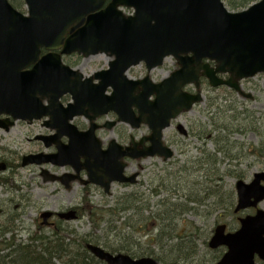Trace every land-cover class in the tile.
<instances>
[{"label": "water", "instance_id": "95a60500", "mask_svg": "<svg viewBox=\"0 0 264 264\" xmlns=\"http://www.w3.org/2000/svg\"><path fill=\"white\" fill-rule=\"evenodd\" d=\"M24 2L28 15L0 0V114L28 122L50 115V126L65 133L68 142L57 145L52 154L24 155L21 165L70 166L73 173L61 176L41 172L44 181L57 180L65 189L78 181L108 193L113 181L135 183L136 173L123 175L120 158L156 155L166 160L172 155L162 142V130L171 119L202 100L200 76L212 87L225 85L239 96L251 98L242 91L239 80L264 73V0L240 11L228 10L221 0H109L104 7L105 0ZM119 6L131 7L133 13L125 15ZM63 40L61 53H104L112 57L108 68L83 78L79 70L61 62L60 53H47L35 62L39 46L54 49ZM166 56H172L178 68L158 83L148 76L132 80L125 75L131 65L144 62L149 71L161 65ZM29 64L33 66L24 70ZM218 74H227V78ZM93 78L100 79L99 85L87 84ZM185 84H194L195 92L183 90ZM107 86L111 87L109 94L105 93ZM63 94H69L71 102L61 108L58 99ZM109 111L132 127L146 124L150 145L136 156L130 155L129 148L122 152L113 149L114 140L102 149L94 134V119ZM79 115L88 118L86 131L77 130L70 122ZM12 124L0 120V128L5 130ZM4 169L5 163L0 162V171ZM81 170H85L86 179L80 178ZM235 190L233 211L254 208L255 212L238 217L239 226L234 231L226 232L223 223L213 228L208 247H225L213 264L264 261V210L258 207L264 200V170L254 173L249 182L238 180ZM50 215V211L40 213L42 224ZM57 216L76 218L74 209ZM85 247L106 264H158L150 256L113 254L92 243Z\"/></svg>", "mask_w": 264, "mask_h": 264}, {"label": "rangeland", "instance_id": "374dc122", "mask_svg": "<svg viewBox=\"0 0 264 264\" xmlns=\"http://www.w3.org/2000/svg\"><path fill=\"white\" fill-rule=\"evenodd\" d=\"M222 2L230 11L245 8H233L228 0ZM21 10L26 12L24 5ZM81 60L70 58L65 63L75 67ZM107 61L102 54L89 57L84 60L80 72L90 75ZM173 64L174 59L168 58L149 77L154 79L153 82L158 81ZM136 74L144 75L145 70L136 67L130 75ZM240 86L252 97L242 98L225 86L210 87L202 79L203 100L190 111L181 113L164 131L165 139L172 138L173 156L166 161L154 156L130 163L128 171L140 169L138 165L142 167L137 183H113L109 194L93 185L83 187L75 182L66 190L58 182L42 181L41 169L61 175L72 172L69 166L20 164L22 155L40 148L32 139L33 134L43 129L39 122L32 125L17 123L8 132H0V161L8 162V167L0 172V234L1 228H10L16 242H28V236L33 232L50 234L49 226L40 225L42 211L83 207L87 215L83 212L76 219L59 223L58 229L65 241L92 233L100 237L102 246L108 222L122 232L108 234L106 243L121 244L130 256L160 258L159 264H212L224 250V247L210 249L207 246L213 228L223 223L227 231H234L239 225L237 216L254 213L253 208L233 212L236 181L249 182L254 173L264 170V73L241 80ZM190 88L193 90V86ZM64 101L70 102V96H65ZM110 116L107 114L102 118ZM76 119L72 121L76 120L75 124L87 123L84 117ZM175 123L181 124L188 135L178 133ZM148 132L143 124L131 129V134L136 137ZM107 135V130L101 131V137ZM80 176L84 177L82 173ZM85 203L91 208H110L111 214L96 227L94 223L101 214L93 216V223ZM122 206L128 209L123 214L120 211L113 214ZM259 207L264 210V200ZM11 215L15 217L12 219ZM10 224L12 226H7ZM9 236V233L4 235L6 239ZM176 242H180V246L177 247ZM179 247L182 249L178 250ZM117 252L124 253L123 250ZM52 264H64V258H53Z\"/></svg>", "mask_w": 264, "mask_h": 264}, {"label": "flooded vegetation", "instance_id": "af4514ba", "mask_svg": "<svg viewBox=\"0 0 264 264\" xmlns=\"http://www.w3.org/2000/svg\"><path fill=\"white\" fill-rule=\"evenodd\" d=\"M8 1H9L11 6L15 10H17L18 12H20L22 14L26 13V12H23L21 10L22 7L19 8V4H17V3L14 4V2L11 1V0H8ZM107 1L108 0H106V2ZM120 9L123 10L125 12V14H130L132 12V9L128 8V7H120ZM63 44H64V41H62L61 44H59V47L54 49V50L47 49L45 46H39L38 55H37V58H36L35 62H38V60L41 58V56L49 53L50 51H53L54 53H60V59L64 63H65L66 59H70V58L82 59L80 61V63H79L80 65L78 64L77 66H75L79 71H81V67H82L81 65H83L84 60L86 61L89 57L101 55V53L93 54V55H89V56H84L83 54H80V53H77V52H73V53H70V54L61 53V50L63 48ZM102 55H104V54H102ZM105 57L108 58L107 56H105ZM167 59L168 58H165L160 66L164 65ZM107 64H108V61H107L105 66H103L101 68H98L96 71L103 70L105 67H107ZM32 66H33V64H29V66L24 68V70H28ZM136 67L145 70V74L144 75H139V74L130 75V73H133V69L136 68ZM155 68H157V67H154V68H152V69H150L148 71L145 63L144 62H139L138 64L131 65L130 67H128L127 70L125 71V74H126V76L129 79H132V80H142L146 76H148L149 80H151L153 82L154 79L152 80V78H150L149 76H150L151 72ZM176 68H177V65H176V62L174 61V64L171 66V69H169L166 72L167 74L165 76H167L172 70H174ZM95 72L91 73L90 75H93ZM85 76L86 75H84V77ZM162 77H160L158 81H154V83L160 82L164 78V77L163 78ZM224 77H225V75H224ZM202 79L206 80L203 77H201V78L199 77L200 88H201V80ZM99 83H100V79L99 78H97V79L93 78L91 80V82H89V83L87 82V84L89 86L99 85ZM190 86H192V85L191 84H185L182 88L186 92H193V90L190 88ZM140 88L141 87L139 86V89ZM105 92L106 93H110L111 92V87L107 86ZM65 96H67V94L61 95L59 97V99H58V103L60 104L61 108H64L66 106V104H67V102L64 101ZM150 99H153V96L150 97ZM42 102H43V104H47V100L46 99L42 100ZM132 109L136 113L135 108H132ZM107 114H111V116L108 117V118H102L103 116H105ZM79 117H84L87 120V123L86 124H80V123H76L75 124V121L77 120L76 118H79ZM74 119H76V120L74 122H72ZM175 119H172L170 121L169 126H167L166 128H164L162 130V142H163L164 146L168 147L172 151V155L170 156V158L174 154V148L172 146L173 142H172V138L165 139L164 131L166 129H168L171 125H173L172 121L175 120ZM0 120H6V122L9 123V122H11V117L6 115V114H0ZM50 120H51V118H50L49 114L44 115L40 119H34L31 122H26V121H23V120H14L13 124L7 130H5L4 128H0V132H8L10 130V128L13 127L17 123H25V124H28V125H32V124H35V123L39 122L40 126L43 129H42V131H38L35 134H33L32 139L34 140L36 145L39 146L40 148L38 150H34L31 153L36 154V153H41L42 151H45L44 153L52 154V153L56 152L57 145H65L68 142V137H67V135H65V133H61L60 131L58 132L55 127H51L50 126V124H51ZM48 121H49V123H46ZM70 122L79 131H86L89 128V124H90L89 121H88V118L85 117V116H74ZM94 124L96 125V129L94 131V134L100 140L102 149H106L110 145L111 141L114 140L115 143L113 144V149L117 148L118 151L122 152V151L126 150L127 148H129L130 155L136 156L138 153L142 152L143 150H145L150 145V141L147 138L149 136V134H150V130H149V128H148V126L146 124H143V125H145L148 128V130H149V132L147 134H143V135H141L139 137L133 136L131 134V129H137V128L140 127L141 124L138 127H132L128 122L119 121L118 120V116L113 111H109L106 114H102V115L97 116L94 119ZM106 125H110V126L108 127ZM124 127L129 129L130 132H127ZM174 128L182 136H187L188 135V131H186L181 124L175 123ZM104 130L108 131V135L104 136V137H101L100 136L101 135V131H104ZM57 132H58V134H57ZM174 142H175V144L177 143V141H174ZM176 145L178 146V144H176ZM186 145H187V143H184V146H186ZM178 148H179V146H178ZM154 156L162 159V157H159V156H156V155H154ZM154 156H149V157H154ZM144 158H147V157H132V156H128V155L122 156L120 158V162L124 165V167H123V175L129 176L131 173L136 172L137 173L136 180L138 181L137 178L139 176V172H140V169L142 167L140 165H138L140 169H134L133 171H128L127 169H128V166L130 165V163H135V162H137V161H139L141 159H144ZM163 161H166V160H163ZM3 162L5 163V167L7 168L8 167L7 166L8 162L7 161H3ZM81 173H82V175H85V171H80L79 172V176L81 175ZM113 183H116V182H112L110 184V187H111V185ZM117 184H119V183H117ZM90 185H92V184H90ZM71 208L75 209L76 210V214H77L76 207H71ZM66 210H68V209L61 210V211H66ZM55 213L56 212H52V214L46 219L45 223L42 224V220H41L40 225L54 227L56 225V222L60 221V219L56 215L58 212L56 214ZM11 217L13 219L15 216L11 215ZM39 218H40V214H39ZM12 219L10 221H12ZM51 219L54 220V221H51Z\"/></svg>", "mask_w": 264, "mask_h": 264}, {"label": "trees", "instance_id": "16d2710c", "mask_svg": "<svg viewBox=\"0 0 264 264\" xmlns=\"http://www.w3.org/2000/svg\"><path fill=\"white\" fill-rule=\"evenodd\" d=\"M254 1L256 0H228V4L233 8L246 7ZM16 2L17 4H22V1ZM86 206L88 207L89 205L86 204ZM76 209L77 215L80 217L83 215V212L85 213L86 208L76 207ZM127 209L128 207L122 206L118 208L117 212H113V214H117L118 211H120V214H123L122 212H125ZM86 211L88 212V217L92 222V218L96 213L101 214L99 215V219L96 221V223L93 222L96 227L99 226L101 221H105V217L107 215L111 214L110 208L96 209L89 206ZM85 215L87 214L85 213ZM60 222L61 221H59L57 224V229H54L56 225L54 227H50L51 229L49 235H39L36 232H33L28 236V242H16L12 233L13 229L5 227L1 228L0 252L2 253L0 254V264H52L53 258H64V264H105L103 261L95 259L85 249V244L88 242L100 245V241L98 240L100 237L91 235L92 233H84L78 238H71L70 240L65 241V236H63L61 230L58 229L60 227ZM7 226L12 225L10 224ZM113 231L118 234V232H122V229H119L118 231L117 228L115 229V227L110 226L107 222L105 231L103 233L105 243L102 242V247H105L111 252L123 250V252L126 253L128 250L121 247V244L109 245L106 243V238L108 237L107 235ZM6 233L10 234L8 239L4 237ZM178 236L181 237L180 235ZM180 244V242H176L177 247L178 245L180 246ZM181 249V247L178 248V250ZM175 251L178 253L177 249ZM133 257H136V255ZM218 257L219 256L214 258L213 261H215ZM156 259L158 261L162 260L160 258ZM257 264H264V262H258Z\"/></svg>", "mask_w": 264, "mask_h": 264}, {"label": "bare ground", "instance_id": "6f19581e", "mask_svg": "<svg viewBox=\"0 0 264 264\" xmlns=\"http://www.w3.org/2000/svg\"><path fill=\"white\" fill-rule=\"evenodd\" d=\"M129 207H131V205H129ZM133 209V208H132Z\"/></svg>", "mask_w": 264, "mask_h": 264}]
</instances>
